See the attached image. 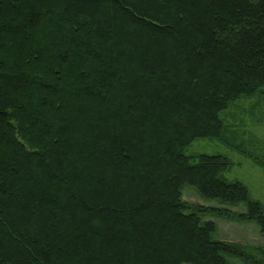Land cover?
Wrapping results in <instances>:
<instances>
[{"label":"trees","instance_id":"trees-1","mask_svg":"<svg viewBox=\"0 0 264 264\" xmlns=\"http://www.w3.org/2000/svg\"><path fill=\"white\" fill-rule=\"evenodd\" d=\"M263 90L264 0H0V264L244 256L203 217L264 234V209L185 149Z\"/></svg>","mask_w":264,"mask_h":264},{"label":"rangeland","instance_id":"rangeland-1","mask_svg":"<svg viewBox=\"0 0 264 264\" xmlns=\"http://www.w3.org/2000/svg\"><path fill=\"white\" fill-rule=\"evenodd\" d=\"M221 117L227 127L224 139H196L186 147L185 153L189 156L204 153L227 157L231 167L224 172V178L243 183L250 200L258 201L264 209V90L253 97L233 102ZM182 193L183 199L190 203L228 207L241 212L247 208L246 203L229 205L221 204L217 199L204 198L190 184L184 186ZM203 218L216 222L215 238L243 247L244 256L225 253L230 264H264L261 253L264 234L255 222L231 220L215 213H208Z\"/></svg>","mask_w":264,"mask_h":264}]
</instances>
